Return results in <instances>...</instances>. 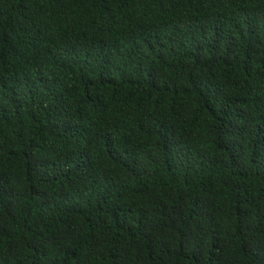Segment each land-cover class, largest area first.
I'll list each match as a JSON object with an SVG mask.
<instances>
[{"label":"trees","instance_id":"obj_1","mask_svg":"<svg viewBox=\"0 0 264 264\" xmlns=\"http://www.w3.org/2000/svg\"><path fill=\"white\" fill-rule=\"evenodd\" d=\"M0 264H264V0H0Z\"/></svg>","mask_w":264,"mask_h":264}]
</instances>
